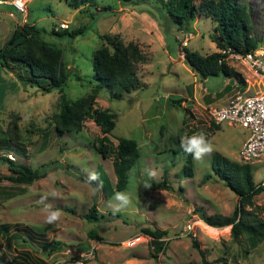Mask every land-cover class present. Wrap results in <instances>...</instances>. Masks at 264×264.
Masks as SVG:
<instances>
[{"label":"rangeland","instance_id":"374dc122","mask_svg":"<svg viewBox=\"0 0 264 264\" xmlns=\"http://www.w3.org/2000/svg\"><path fill=\"white\" fill-rule=\"evenodd\" d=\"M90 1L91 5L72 7V0H24L25 11H20L10 0H0V45L24 22L41 27V36L62 50V67L67 73L62 92L75 99L93 89L92 52L104 44L101 34H117L122 42H136L145 58L134 64L140 87L122 91L116 99L109 96L108 87L101 86L94 93L93 106L108 108L115 114L108 140L117 144L121 136L134 138L139 155L128 169L124 189L104 193L97 180L87 179L100 165L111 185L115 182L112 156L102 157L94 147L100 135L98 126L85 119L79 130L58 134L53 116L58 110L59 91L23 84L13 69L0 64V137L24 146L25 154L7 150L14 160L46 170L32 182L0 180V222H19L43 232L47 239L67 243V247H56L45 256L26 243L5 242L0 235V264H12L11 254L17 247L30 250L35 264H201L202 255L192 239L211 264H264V236L252 247L244 232L233 239L229 227L213 228L198 218L195 208L228 215L238 202L234 191L211 170V154L201 160L192 155L193 174L188 176L181 170L185 153L171 151L177 146L175 137L181 140L203 132L212 144V152L243 162L238 148L245 129L226 122L212 125L208 108L238 91L257 93L259 77L242 59L228 55V66L240 72L242 85L220 74L201 78L187 64L182 46L200 55L218 50L210 38L214 22L204 13H196L185 30L162 15L160 0ZM239 1L248 6L257 46L264 45V0ZM81 25L84 32L72 37L51 31ZM226 84L230 89L224 87ZM7 151L1 148L0 155ZM249 164L253 182L261 184L264 162ZM206 172L212 174L203 179ZM8 173L0 159V174ZM162 176L169 187L148 186L149 181ZM118 192L128 195L127 206H120L114 198ZM252 198L254 203L246 208L264 220V189ZM92 203L98 217L87 221L81 214ZM45 205L60 210L59 220L46 222ZM146 226L166 228L163 248L155 257L150 253V236L141 230Z\"/></svg>","mask_w":264,"mask_h":264},{"label":"trees","instance_id":"16d2710c","mask_svg":"<svg viewBox=\"0 0 264 264\" xmlns=\"http://www.w3.org/2000/svg\"><path fill=\"white\" fill-rule=\"evenodd\" d=\"M120 1L144 2L147 0ZM160 1L163 3L162 15H166L173 25L175 24L185 30H187L196 13H204L214 22V32L210 35V38L218 47V50L200 55L198 51L182 46L181 51L187 64L201 78L207 75L220 74L228 78L232 77L242 85L244 83L242 75L230 65L228 66L225 59L226 51L222 52L220 49H228L229 52H246L257 47L258 39L251 31L249 24L248 6L239 0ZM70 3H72V7H78L83 3L91 5L90 0H72ZM162 12L160 11V13ZM51 31L57 35L67 34L72 37L83 33L84 26L73 28L65 26ZM41 32L42 28L35 26L34 23L24 22L14 28L7 40L0 45V64L13 69L16 77L23 84L37 86L43 91H49L51 88H56L59 91L58 110L53 116V128L58 134L70 129L79 130L85 119L91 120L98 126L100 135L96 137L94 147L102 157L112 156L115 182L111 185L104 170L98 165L96 168V173L99 175L97 183L101 186L102 191L108 195L113 191L124 189L128 169L135 163L139 155L138 142L134 138L125 136L119 137L117 144L110 142L107 133L114 125L115 114L109 111L108 108L93 106V99L95 91L101 86L108 87L109 96L116 99L120 97L122 91L139 88L141 81L136 74L134 64L145 59L143 53L136 42H122L117 34H101V37L104 38V44L96 47L92 52L91 68L95 79L93 89L90 94L69 99L62 92L67 77L66 68L62 67V50L58 45L45 40L41 36ZM21 34L22 37L10 45L13 38ZM74 75L76 79L80 78L79 75ZM224 87L230 89L227 84ZM172 101H177V99ZM211 123L218 126L217 123ZM173 141L177 143V146L171 151H183L185 153L181 170L188 176L192 175L193 154L185 152L181 147V140L178 136ZM1 148L6 151L12 148L15 152L25 154V148L22 144L5 140L3 137H0ZM0 159L9 170L7 175L0 174V180L8 178L18 182H32L46 172L45 169L40 170L38 167L31 168L25 162L11 160L5 156L4 152L3 155H0ZM210 168L227 187L234 191L238 202L235 203L228 215L219 212L207 213L202 207L195 208V211L198 212V218L213 228L229 227V234L233 239L244 232L249 246L254 247L264 236V220L256 218L252 214L251 208L247 209L246 206L251 207L254 203L252 196L264 189V185L253 182V171L249 163L227 159L218 151H213L210 155ZM210 174L212 173L206 172L203 179L209 177ZM148 186L150 188H167L169 184L165 176H162L159 180L149 181ZM63 207L70 210L68 206ZM81 216L85 217L87 221L95 220L98 217V211L94 203ZM12 223L0 222V235L5 242L8 241L12 244L17 242L26 243L30 248L33 246L32 250H38L45 256L51 254L50 252L56 247L62 249L67 247V243L55 238L47 239L43 232L33 231L28 225L23 226L24 224L20 225L19 222ZM14 229H17L18 233ZM141 230L143 234L150 236V253L153 257L157 256L163 248L162 236L166 233V228L146 226ZM191 243L202 255L201 264H211L212 262L207 260L203 252L198 249L196 240L192 239ZM11 261L12 264H35L31 261L30 250L26 248H15L11 254ZM185 264L192 263L187 262Z\"/></svg>","mask_w":264,"mask_h":264},{"label":"built area","instance_id":"2783aa9c","mask_svg":"<svg viewBox=\"0 0 264 264\" xmlns=\"http://www.w3.org/2000/svg\"><path fill=\"white\" fill-rule=\"evenodd\" d=\"M12 5L25 11L24 0H11ZM226 51L228 57L242 59L247 63L255 76L259 77L258 92L238 91L223 103L210 106L208 115L211 122H226L228 125H239L246 131V136L238 148V155L243 162H264V45H258L246 52ZM6 156L14 160L10 152ZM261 184L264 185V179Z\"/></svg>","mask_w":264,"mask_h":264},{"label":"clouds","instance_id":"9594fccd","mask_svg":"<svg viewBox=\"0 0 264 264\" xmlns=\"http://www.w3.org/2000/svg\"><path fill=\"white\" fill-rule=\"evenodd\" d=\"M181 147L185 150V152L193 154L194 158L197 160H201L203 156L206 154H211L213 150L212 144L206 140L205 134L203 132L199 134H194L191 137L182 138ZM6 154L7 153H5V156ZM87 179L90 182L92 180H98L99 175L95 172H92V173H89ZM114 198L120 201V206H127L130 203V199L128 195L122 192L116 193ZM41 202H43V198ZM45 210L48 212V215L46 218L47 223L52 224L56 222L57 220H59L61 216V212L59 209L53 211L51 205H45Z\"/></svg>","mask_w":264,"mask_h":264},{"label":"water","instance_id":"95a60500","mask_svg":"<svg viewBox=\"0 0 264 264\" xmlns=\"http://www.w3.org/2000/svg\"><path fill=\"white\" fill-rule=\"evenodd\" d=\"M21 37H22V34H21V35H18V36H16V37H14L13 40L10 42V45H11L12 43L18 41ZM68 71H69V70H67V72H68Z\"/></svg>","mask_w":264,"mask_h":264},{"label":"crops","instance_id":"0c3cea01","mask_svg":"<svg viewBox=\"0 0 264 264\" xmlns=\"http://www.w3.org/2000/svg\"><path fill=\"white\" fill-rule=\"evenodd\" d=\"M10 1H11V0H10ZM11 5H12V4H11ZM12 6H13V5H12ZM13 7H14V6H13ZM14 9H15V7H14ZM245 136H246V134H245ZM245 136H244V137H245ZM244 137H243V138H244ZM15 244H16V243H15ZM15 244H13V245H15ZM17 248H18V247H17Z\"/></svg>","mask_w":264,"mask_h":264},{"label":"bare ground","instance_id":"6f19581e","mask_svg":"<svg viewBox=\"0 0 264 264\" xmlns=\"http://www.w3.org/2000/svg\"><path fill=\"white\" fill-rule=\"evenodd\" d=\"M139 237L135 238L134 240L138 239Z\"/></svg>","mask_w":264,"mask_h":264}]
</instances>
